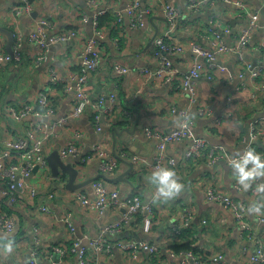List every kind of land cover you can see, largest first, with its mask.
Segmentation results:
<instances>
[{
  "label": "crops",
  "instance_id": "1",
  "mask_svg": "<svg viewBox=\"0 0 264 264\" xmlns=\"http://www.w3.org/2000/svg\"><path fill=\"white\" fill-rule=\"evenodd\" d=\"M127 1L96 0V4L92 5L90 0H29L30 9L17 12V0H0V26L10 27L15 38L22 36L20 60L0 61V152L5 138L24 136L38 123L57 125V120L64 118V122L60 123L62 125L44 142L43 153L47 156L69 141L78 142L80 147L82 145L81 151L73 156L79 157L68 156L70 160L67 161L79 169V159L87 156L93 145H98L122 158H117L118 168L109 176L116 177L126 172L128 179L104 182L110 188H117L119 194L137 193L144 201L151 199L154 193V186L148 180L151 170L133 162L131 156L138 154L148 160L153 158L156 141L144 134L145 127L169 129L178 122V111L188 109L195 118V135L206 138V153L198 158H186L187 140L169 143L165 155L175 159L177 173L185 184L184 190L167 201L153 199L152 214L135 226L127 225L120 233L103 234L106 235V242L101 249L90 246L87 239L101 235V229L119 218L121 210L108 209L100 214L95 208L84 206L73 196V192L64 188L66 176L64 182L54 184L56 178L50 166L32 170L25 186L16 189L15 202H10L1 193L4 182L0 181V213L8 212L15 220L14 231L11 232L14 251L5 254L0 248V264H26L33 248L38 252L39 264H79L76 254L69 250L71 239L75 236L83 238L87 256L100 264H183L181 251L189 249L185 248L188 245L196 248L195 253L203 264H211L210 257L216 253L221 254L229 264H250L248 250L253 251L259 241H264V222L259 220L264 215L247 209L244 216L247 226L241 229L226 207L208 200L205 194L207 188L214 187L248 205L254 200L264 201V195H258L252 188L243 190L239 186L227 161L218 159L208 163L207 155L218 146H223L232 154L243 149L249 140V121L254 117H264L263 30L258 28L249 39L244 62L233 51L222 52L213 63L214 74L209 77L207 73L210 72H207L192 78L196 88L195 101L189 92H182L179 87L181 76L188 73L194 60L190 50L170 56L173 66L179 70L178 77L173 81L154 80L141 73L143 67H153L157 63L154 53L156 37L164 36L179 43L197 40L210 47L211 38H201V35L209 27H214L226 42H233L247 22L249 12L257 9L260 22L264 23V6L260 0H242L249 10L246 12L232 3L213 0L200 12L190 13L183 8L185 0H141L143 8L153 9L146 14L144 26L131 27L124 10ZM161 1H169L182 8L176 27L169 33ZM99 10L114 17L121 13L122 20H104L102 28L105 36L100 41L99 67L88 73L85 86L93 98L104 94L106 102L108 93L114 91L121 109L103 116L102 129L96 130L89 109L79 117L71 116L73 92L64 90L63 83L53 84L51 81L52 76H66L81 64L84 40L93 32L91 15ZM84 13L89 16L86 20ZM40 18L50 22L49 34L63 27H72L77 34L69 41L50 44L47 59L37 60L38 49L30 41L29 34ZM6 42L7 36L0 31V50L3 52H7ZM247 63L259 69L257 75L251 74ZM115 64L129 68L124 73H117L113 69ZM41 90L53 101V114L41 117L27 115L17 121L11 118L8 112L11 106L29 104L36 108L39 105L37 94ZM198 106L206 107V116L198 115ZM173 107L176 112L172 111ZM117 120L120 121L117 123ZM114 127L116 130H113ZM253 144L257 151L264 152V133ZM125 159L133 165L131 171ZM99 166L100 157L91 158L81 167L77 180L100 173ZM40 170L43 172L40 173ZM31 187L36 190L35 196L28 192ZM80 190L95 198L92 183ZM42 205L48 210L41 209ZM185 208L191 209L192 218L190 223L183 221L182 224ZM68 212L73 230L68 229L61 219ZM179 221L180 228L176 234L174 225ZM6 233L9 232L0 228V237ZM137 236L155 242L158 254L152 255L146 250L132 259L122 250L105 249L107 244L112 245L119 238L136 239ZM59 248H66V252L61 253Z\"/></svg>",
  "mask_w": 264,
  "mask_h": 264
},
{
  "label": "built area",
  "instance_id": "2",
  "mask_svg": "<svg viewBox=\"0 0 264 264\" xmlns=\"http://www.w3.org/2000/svg\"><path fill=\"white\" fill-rule=\"evenodd\" d=\"M16 5L17 12L28 11L30 9L29 0H17ZM213 0H185L184 10L190 13L200 12L206 4L212 2ZM228 3L239 6L244 11L248 8L245 6L242 0H222ZM262 6H264V0H260ZM161 8L164 12L165 18L168 23L167 33H169L173 28L176 27L178 20L182 14V8H177L174 4L169 1H161ZM90 4L95 5L96 0H90ZM153 7L143 8L141 0H128L125 5V12L129 18V25L131 27H142L145 24L146 14L152 10ZM104 10H99L91 15L93 32L91 35L85 38L84 45L82 49V61L81 64L76 68L68 72L66 76L58 77L56 75L52 76V83L58 84L63 83L64 90L73 92V106L71 110V116L79 117L86 110H91L94 112L93 123L96 130L102 129V117L106 114H113L116 110H120L121 107L118 104L117 96L114 91L108 93V101L104 99L106 96L101 94L100 96L93 98L90 95L89 90L86 88L85 84L87 81V76L89 72L96 70L99 67L100 62V46L99 41L105 36L104 29L99 25V16ZM121 13H118L117 20L121 21ZM88 14L84 13L83 18L86 20ZM50 22L45 18H40L36 21L33 30L29 34L30 41L34 42L38 49L37 60L47 59V50L49 45L59 41H69L75 38L77 31L72 27H63L56 33L49 34ZM263 30L262 35V47L264 49V23L260 22L259 11L255 10L249 12L247 16V22L241 27L239 33L235 36L233 42H226L220 31L214 27H209L207 31L202 32L201 38H211V46H205L196 40H190L187 43L172 42L166 39L164 36L156 37L154 41V53L156 55L157 63L153 67H143L141 73L147 75V78L161 81H173L178 77L179 70L173 66L171 61V55L184 50H190L194 54V60L191 63L188 73L181 76V81L179 87L182 92H189L192 100H197L195 95L196 88L192 83V78L203 75L207 72L210 77L213 72V63L217 56L226 51H233L237 54L240 61L244 62V54L246 48L251 38L252 34L258 29ZM211 36V37H210ZM22 36L18 35L14 37L13 42V52L12 54L8 52H3L0 50V61H19L21 58L19 46L21 43ZM206 63H205V62ZM264 66V63L262 64ZM207 67V69H206ZM247 67L250 69L252 75H257L259 69L256 66L247 63ZM127 65L115 64L113 69L117 73L126 72L128 70ZM213 72V73H212ZM238 87L244 88V86L239 85ZM37 94V101L40 106L43 107L44 111L41 112L37 110L34 106L25 104L19 107H9L8 112L14 120H20L27 115L33 116H49L54 113V108L52 107V100L47 98L44 90H41ZM173 112H176L175 107L172 108ZM190 113L188 109H180L178 111L179 120L176 125L169 129L160 130L148 126L144 128V134L148 137L155 139V151L152 160H148L146 157L140 156L138 154H133L131 160L133 162L141 163V165L153 169L158 164H168L171 167H175V159L166 157L165 149L169 143L175 140H183L184 138H190L191 143L189 147L185 150L186 158H198L205 155V146L207 145L206 138L196 136L193 130L195 124V118L192 115V119L184 121L182 119L183 115ZM197 113L199 116H206L207 109L204 106H198ZM191 114V113H190ZM262 117L254 118L250 120L252 124V131H249V140L256 138L264 132L262 128L259 127V123ZM64 118H59L57 123H62ZM52 125L51 123H38L35 127L27 130V134L24 136L10 137L4 139V147L0 152V181L4 182V186L1 189V193L7 196L10 202H15L17 199L16 189L17 187H24L27 183V178L31 170L35 166L48 168V160L45 153H42L43 139H48V136L40 135V131L45 129L46 126ZM55 124L52 125L54 127ZM40 135V136H39ZM248 146V145H247ZM82 147V145H81ZM80 144L75 141H69L58 148L60 156L64 159L78 158L73 155H78L80 153ZM214 149V150H213ZM211 151L207 152L208 163H212L218 159L228 160L229 156L232 154L223 146L214 147ZM14 154H17L20 158L19 162H12L11 158ZM100 157V168L102 170L108 171L113 174L118 168V159L116 156L111 154L108 150L100 148L98 145H93L91 147L90 153L79 159V171L81 167L86 164L91 158ZM174 162V163H173ZM95 191V198H91L86 192L81 190H74L73 196L84 204L88 208H95L99 212H102L104 208H109V205L114 204L115 206H125L127 212L117 220L113 221L109 225H105L101 229V235L96 238H88L87 241L90 246L97 247L101 249L104 247L105 240L103 237L104 233L107 232H120L123 230L125 225H128L133 221L134 214L139 212L144 218H149L153 212V200L144 201L141 196L137 193L120 195L116 188H110L101 180H95L92 183ZM254 190V188H252ZM155 191V188H154ZM31 196H35V188H29ZM206 198L211 201H216L221 203L226 207L236 222L239 224L241 229H244L247 224L245 223V214L248 209V204L245 201L237 200L233 196L223 193L222 191L209 187L205 191ZM41 209L48 210L47 206L42 205ZM182 224L183 221L187 224L191 222L192 213L190 208H185L182 214ZM70 230H73V223L71 220L70 212L64 214L61 218ZM261 222H264V216L259 217ZM15 220L14 217L8 212L0 213V228L4 231L9 232L14 229ZM180 228V221L174 225L175 232L176 229ZM82 237L75 236L71 239V244L69 250L76 254L79 264H100L97 261L90 259L87 256L86 249L82 246ZM112 248H116L125 252L130 258L136 259L140 253L148 251L152 255H157L159 252L158 246L155 242L145 239H118L113 242L112 245L107 244L105 249L110 251ZM61 253L66 252V248L58 249ZM186 251V250H185ZM181 251L183 255V264H203L200 262L197 255L192 251ZM248 260L250 264H264V241H259L256 248L253 251L248 250ZM211 264H229L223 256L219 253L213 254L210 257ZM26 264H39L38 262V252L35 248L30 251L29 258ZM50 264H62L61 262H51Z\"/></svg>",
  "mask_w": 264,
  "mask_h": 264
},
{
  "label": "clouds",
  "instance_id": "3",
  "mask_svg": "<svg viewBox=\"0 0 264 264\" xmlns=\"http://www.w3.org/2000/svg\"><path fill=\"white\" fill-rule=\"evenodd\" d=\"M182 119L188 121L192 119V114L186 113ZM227 163L232 169L236 182L243 190L254 188L258 195H264V152L257 151L255 147L248 145L231 154ZM148 180L155 188L153 196L156 200L173 199L180 195L185 188L177 170L164 163L158 164L151 170ZM248 209L251 213L264 215V201H251ZM12 231L14 229L6 233L4 237H0L3 240L0 248L5 254H11L14 251Z\"/></svg>",
  "mask_w": 264,
  "mask_h": 264
},
{
  "label": "water",
  "instance_id": "4",
  "mask_svg": "<svg viewBox=\"0 0 264 264\" xmlns=\"http://www.w3.org/2000/svg\"><path fill=\"white\" fill-rule=\"evenodd\" d=\"M0 31L4 32L5 35L7 36L6 50L8 53L12 54L13 42H14V31L10 27H6V26H0ZM153 39L154 38H152L151 41H153ZM151 41H149V44L151 43ZM113 130H116V128L114 127ZM117 158L122 159L119 156H117ZM47 160L50 166L51 173L56 178L54 184L57 185V182H58L57 178L61 176L60 174H64L67 177L64 183V188L68 190H75L77 188L88 186L89 183H91L93 180L97 178H102L103 180H106V181H114V180L128 181V179L125 177L126 172H121L116 177H110L107 174L100 172L96 174L95 176L78 181L77 178L79 174V169L76 166H74L70 161H67L70 159L62 158L58 152V149L56 148L47 154ZM126 161L131 166L129 169V171H131L133 169V165L131 164L130 161L128 160ZM140 174H143V173L140 172ZM136 239H142V238L140 236H137Z\"/></svg>",
  "mask_w": 264,
  "mask_h": 264
},
{
  "label": "rangeland",
  "instance_id": "5",
  "mask_svg": "<svg viewBox=\"0 0 264 264\" xmlns=\"http://www.w3.org/2000/svg\"><path fill=\"white\" fill-rule=\"evenodd\" d=\"M122 73H124V72H122ZM39 94V93H38ZM25 105V104H24ZM23 106V105H22ZM209 114V113H208ZM205 116V115H204ZM252 119H254V118H251V120ZM260 121V124L259 125H262L263 126V124H264V117L261 119V120H259ZM61 122H64V120L63 121H61ZM53 125V124H52ZM52 125H48V126H46V128L45 129H42L41 131H40V135H44V136H48L49 134H51L54 130H56L57 128H59L62 124H57V125H55L54 127H52ZM153 127V126H152ZM248 127H249V131H251V132H253L252 131V128H253V126H252V124H250V122H249V124H248ZM153 128H156V127H153ZM157 129H160V130H165V129H162V128H157ZM264 133V132H263ZM263 133H261V134H263ZM260 134V135H261ZM39 135V136H40ZM260 135H258V136H256V138H259V136ZM256 138H254V139H250V140H247L246 141V145L245 146H247V145H253V141L256 139ZM183 140H187V146H186V148H185V150L189 147V145H190V143H191V139L190 138H184ZM176 141H181V139L180 140H175V141H173V142H176ZM172 143V142H171ZM80 150H81V148H80ZM184 156H185V152H184ZM167 157V156H166ZM49 165V164H48ZM36 168L37 167H39V166H35ZM175 167H176V170H178L177 169V164H176V162H175ZM40 168H42V167H40ZM99 168H100V166H99ZM34 169V168H33ZM150 170H152V169H150ZM32 170H31V172L29 173V175H28V177L32 174ZM40 173H42L43 171L42 170H40L39 171ZM99 172H103V173H105V174H107L108 176L110 175V173L108 172V171H106V170H102L101 168H100V171ZM54 179V178H53ZM95 180H101V181H103L104 182V180L102 179V178H97V179H95ZM95 180H93L91 183H93ZM105 183V182H104ZM106 184V183H105ZM106 186H108L107 184H106ZM93 187V186H92ZM18 188V187H17ZM94 189V188H93ZM117 189V188H116ZM75 190H80V188H77V189H75ZM71 192L72 191H74V190H70ZM81 191H83V190H81ZM117 191L119 192V190L117 189ZM95 192V191H94ZM120 195H127V194H120ZM78 199V198H77ZM154 199V196L151 198V199H149L148 201H150V200H153ZM80 200V199H79ZM147 202V201H146ZM152 207H153V205H152ZM108 209H116V210H121V216L119 217V218H121L126 212H127V209H126V207L125 206H122V205H120V206H115L114 204H111V205H109V208H104L103 210H102V212H99L98 210V212L100 213V214H104V212L106 211V210H108ZM118 219V218H117ZM116 219V220H117ZM115 221V220H114ZM110 223H112V222H109V223H107L106 225H109ZM129 225V224H128ZM125 226H127V225H125ZM125 228V227H124ZM123 228V229H124ZM177 230V232H176V234H178V231H179V229H176ZM121 232V231H120ZM120 232H112V233H120ZM107 233H110V232H107ZM106 233V234H107ZM105 234V233H104ZM105 236L106 235H103V237H104V240L106 241V238H105ZM119 239H123V238H119ZM118 240V239H117ZM138 240H141V239H138ZM145 240H148V239H145ZM88 242V241H87ZM88 244L90 245V243L88 242ZM82 246L86 249V245L85 244H82ZM186 251H192L191 249H189V250H186ZM185 251V252H186ZM193 252V251H192Z\"/></svg>",
  "mask_w": 264,
  "mask_h": 264
},
{
  "label": "trees",
  "instance_id": "6",
  "mask_svg": "<svg viewBox=\"0 0 264 264\" xmlns=\"http://www.w3.org/2000/svg\"><path fill=\"white\" fill-rule=\"evenodd\" d=\"M244 3V2H243ZM245 4V3H244ZM245 6H246V4H245ZM247 7V6H246ZM242 9V8H241ZM257 10V9H256ZM105 19H109V20H114V19H117V17H114V16H111L110 15V13H108V12H106V13H104V14H102V15H100L99 16V25L101 26V27H103V25H104V20ZM118 21V20H117ZM234 39H235V37H234ZM101 41V40H100ZM100 41H99V46H100ZM197 41V40H196ZM199 42V41H198ZM95 71V70H94ZM54 106V104H53V101H52V107ZM16 107V106H15ZM36 109L37 110H39V111H41V112H43L44 111V109H43V107L42 106H40V105H36ZM90 111V118L92 119V121H93V116H94V112H91V110H89ZM106 115H109V114H106ZM31 116H33V115H31ZM254 118H256V117H254ZM120 120H117V123L119 122ZM260 124V123H259ZM259 127L260 128H262V129H264L263 128V126L262 125H259ZM26 134H27V131H26ZM25 134V135H26ZM47 139H43V144H44V142L46 141ZM42 146H44V145H42ZM253 146H254V144H253ZM4 147V146H3ZM3 149V148H2ZM2 151V150H1ZM42 153H43V151H42ZM11 160H12V162H19L20 161V158H19V156L17 155V154H14L13 155V157L11 158ZM61 176H59L58 178H57V181H63L64 180V177H65V175L64 174H60ZM64 182V181H63ZM144 219V217H143V215L142 214H140L139 212H136L135 214H134V218H133V221H131L130 223H129V225L131 224V225H136V224H138L139 222H142V220ZM177 248V247H176ZM185 248L187 249V248H189V249H191L194 253L196 252L197 253V251H196V248H194V247H192L191 245H188V246H185ZM189 249H187V250H189ZM195 253V254H196Z\"/></svg>",
  "mask_w": 264,
  "mask_h": 264
}]
</instances>
